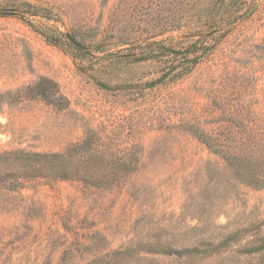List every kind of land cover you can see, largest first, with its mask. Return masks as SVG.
Segmentation results:
<instances>
[{
	"label": "rangeland",
	"instance_id": "374dc122",
	"mask_svg": "<svg viewBox=\"0 0 264 264\" xmlns=\"http://www.w3.org/2000/svg\"><path fill=\"white\" fill-rule=\"evenodd\" d=\"M251 176L264 0H0V264H264Z\"/></svg>",
	"mask_w": 264,
	"mask_h": 264
},
{
	"label": "trees",
	"instance_id": "16d2710c",
	"mask_svg": "<svg viewBox=\"0 0 264 264\" xmlns=\"http://www.w3.org/2000/svg\"><path fill=\"white\" fill-rule=\"evenodd\" d=\"M69 40L72 41L73 43H76V40L74 39L73 36H70ZM82 49H84V48H82V46L79 45V50H82ZM216 151H219L218 152L219 155H221L224 159H228V158H226L225 154H222L223 153L222 150H216ZM54 157H59V156L55 155ZM257 166L262 167V165H259V164ZM227 169L234 171V169H235L234 164H232L230 162L227 163ZM241 180L243 182L248 183V184L253 185V186H264V177L263 176H257V177L251 176L250 178H241ZM260 250H262V247L257 248L255 251H260Z\"/></svg>",
	"mask_w": 264,
	"mask_h": 264
}]
</instances>
